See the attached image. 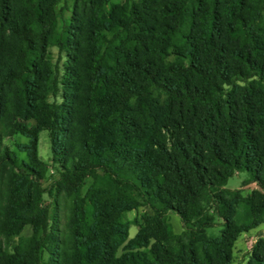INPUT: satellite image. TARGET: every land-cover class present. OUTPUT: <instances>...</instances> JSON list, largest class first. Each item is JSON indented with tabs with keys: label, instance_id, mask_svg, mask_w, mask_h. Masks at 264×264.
I'll list each match as a JSON object with an SVG mask.
<instances>
[{
	"label": "trees",
	"instance_id": "trees-1",
	"mask_svg": "<svg viewBox=\"0 0 264 264\" xmlns=\"http://www.w3.org/2000/svg\"><path fill=\"white\" fill-rule=\"evenodd\" d=\"M57 1L0 0V133L27 139V162L0 148V235L31 226L0 241V264H230L264 210L263 196L224 187L243 169L264 190V0H138L87 22L95 0H80L59 31ZM50 46L66 54L62 75ZM47 84L59 102L46 103ZM40 131L59 166L50 206ZM128 189L152 211L130 239L120 217L139 204ZM207 201L222 220L215 236ZM247 264H264V240Z\"/></svg>",
	"mask_w": 264,
	"mask_h": 264
},
{
	"label": "rangeland",
	"instance_id": "rangeland-1",
	"mask_svg": "<svg viewBox=\"0 0 264 264\" xmlns=\"http://www.w3.org/2000/svg\"><path fill=\"white\" fill-rule=\"evenodd\" d=\"M138 0H95L94 4L90 7L89 4H86L85 7H80V10L83 11V17L85 21L91 17L97 15L103 21L109 19V17L118 14L121 8L125 6L128 7L133 3H136ZM80 5V0H58L54 6V15L56 21V30L59 31L64 27H67L70 24L71 19L74 15V12H77V6ZM94 6V7H93ZM20 9L18 5H15V9ZM95 10L98 13H95ZM11 18V17H10ZM17 19V17H14ZM110 34H107V39L110 37ZM48 59L51 64L58 63L59 73L62 75L63 66L66 62V54L60 52L56 47L50 46L47 49ZM46 103L51 104L53 100L59 102L61 100V92L59 91L55 97L51 96L50 86L46 85ZM28 126L34 125L33 120L26 122ZM27 142V139L20 134H10L8 136L1 135L0 133V148L5 147L9 152H11L16 159L19 161L27 162V157L24 152H21L17 145L24 144ZM37 154L38 159L42 162L44 166L43 177L40 180V184L44 193L42 194V205L51 204V197L46 193L49 187L56 181L58 177L59 166L54 163L52 160V154L49 147L48 135L46 131H40L38 133V143H37ZM90 180L88 179L85 183L84 188L89 184ZM229 190H237L241 199L256 194L253 199L255 203L260 202V197H264V190L261 189L255 182L250 181L248 174L243 169L235 170L227 179L224 186ZM132 197L138 202L136 209L125 212L120 217V222L125 223L128 226V239L132 238L138 231V229L144 224V217L152 215L151 209L143 203V201L136 195V193L128 189ZM259 195V196H258ZM204 215L211 217L213 219L212 224L206 228L205 233L209 236H215L222 228V220L215 214L214 203L211 201L204 202ZM245 208L244 203H240L237 207L236 220L242 222L243 220V211ZM260 223L246 232H241L236 240L234 241L231 249V262L230 264H247L249 261L252 252L255 249V246L259 240H264V210L260 213L259 216ZM167 230L169 234L180 235L183 231L182 223L174 211H168L166 217ZM31 234V226L26 225L22 229L21 233L18 236L8 237L7 239L3 238L0 235V241L4 245H10L16 243L19 238H26ZM150 241V245L152 244ZM124 250L120 247L116 251V255H120Z\"/></svg>",
	"mask_w": 264,
	"mask_h": 264
}]
</instances>
